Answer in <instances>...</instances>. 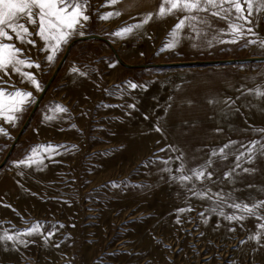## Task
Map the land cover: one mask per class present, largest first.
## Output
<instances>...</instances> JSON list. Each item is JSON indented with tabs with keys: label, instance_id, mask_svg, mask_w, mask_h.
Wrapping results in <instances>:
<instances>
[{
	"label": "rangeland",
	"instance_id": "374dc122",
	"mask_svg": "<svg viewBox=\"0 0 264 264\" xmlns=\"http://www.w3.org/2000/svg\"><path fill=\"white\" fill-rule=\"evenodd\" d=\"M240 3L251 23L236 20L235 9L228 19L213 15L211 5L159 15L165 0H86L84 35L71 36L53 62L40 51L37 25L26 24L35 46L14 34L6 41L40 64L21 67L41 90L11 69L0 82L33 93L14 123L8 111L0 116V235L41 229L0 241V264H264V7L253 0L249 14ZM106 12L119 15L101 19ZM149 12L139 28L112 34ZM185 15L198 18L173 35ZM230 23L243 25L235 42ZM93 35L108 43L77 41ZM48 145L60 147L53 154ZM33 148L30 166L14 163ZM192 168L204 179L172 178ZM234 203L257 207L249 214ZM233 214L244 219L226 218Z\"/></svg>",
	"mask_w": 264,
	"mask_h": 264
},
{
	"label": "snow or ice",
	"instance_id": "6c2138e0",
	"mask_svg": "<svg viewBox=\"0 0 264 264\" xmlns=\"http://www.w3.org/2000/svg\"><path fill=\"white\" fill-rule=\"evenodd\" d=\"M105 2L108 5H115L117 0H105ZM165 3L169 7L166 8L164 4H161L158 13L159 15H165L167 12H171L172 10L189 14L193 12L199 13L201 11H207L208 6L211 5L212 8L216 9V11L212 13L213 15L221 16L223 19H228V17L232 14V9H235L236 20H244L251 23V21L248 20V16L243 14L244 10L240 0H203V3L201 0H165ZM245 3H247L249 14H251L253 0H245ZM260 6L264 7V0H261ZM114 14L119 15V13L106 12L103 16H101V19H108ZM151 17L152 13L149 12L139 24L123 27L112 34L120 37L130 33L133 28H139L142 24L147 23ZM189 18L196 20L198 17L196 15L183 16L174 26L173 35H176L178 31L183 28L185 20H188ZM89 19L90 15L87 14L86 0L85 3H81L80 0H0V72H3L4 74L3 76H0V82L5 84L9 83V80H5L4 77L9 76V69H11V72L19 73L20 76L33 85L37 91L41 90V86L36 78V75L31 71H23L21 67H35L36 69H39L40 64L32 60L30 57L22 59L20 54H22L23 50L16 47L14 43L6 42L12 41L14 34L17 40L35 46L36 41L29 39L33 33L29 31L26 24L37 25L35 34L39 36L42 41H44L40 51H46L48 53L46 60L48 62H53L61 45L67 43L71 36L84 35L83 28ZM242 27L243 25L238 23H230L228 25V30L233 33L232 40L230 42H235L243 34L241 32ZM247 32L255 35L252 28H247ZM248 42L255 43L256 41L250 40ZM174 43L175 41L169 42L164 45V48L170 49L174 46ZM70 71L73 73H79L80 75H85V73L80 72V70L76 67H72ZM129 87L131 89H136L139 85L134 82H129ZM12 88L13 90L10 92H8L5 88H0V116H3L5 111H8L11 114L6 116V120L14 123L16 119H18V116L15 115V113H22L24 111L25 107L31 103L30 98L33 93L31 91L16 88L14 85ZM60 111L67 112L68 110L60 107ZM0 133L7 135V132L2 127H0ZM256 143L258 142L253 141V146H255ZM47 147L52 149L53 154H55V149L60 146L48 145ZM36 151L37 150L33 148L31 150V155H27L25 158L15 161L14 163L17 166H30L34 162L33 157L35 156ZM220 151L223 152V148H221ZM262 151H264V145H262ZM247 152L248 160L251 161L253 159V148H248ZM215 154V152L212 153V155ZM182 155L183 153H181V156ZM243 155H245V153H240V156ZM239 158V156L236 158L237 161H239ZM169 159H171V157ZM164 163H167V161H164ZM236 167H240L239 163L236 164ZM183 171L184 163L181 162L177 168V172L182 173ZM188 171L190 172L189 175L181 174L178 177L173 176L172 178L183 182L191 180L193 177L199 180H202L205 177V171L203 168H192ZM244 171L247 172L248 169L245 168ZM228 174L229 173L226 172L224 175L227 176ZM211 176L212 172H208L207 177L210 179ZM192 194L195 195L196 193L193 192ZM200 195H204V193H200ZM231 207L235 209H242L249 214H254V208L257 207V205L249 206L248 204L241 205L240 203H234ZM180 211H183V209H180ZM212 211L215 212L217 209L213 208ZM218 214L221 216L225 215L222 209ZM226 218L230 221L244 219L243 216L235 214L228 215ZM257 218L260 219V217ZM259 227L264 229V224H260ZM40 229L41 226L37 224L24 230L23 233L17 232L10 234L5 232L3 235H0V241H12L14 243L23 242L18 239L21 235H32L33 233L40 231ZM47 235L51 236L52 232H49ZM252 238L259 242L260 234L258 233Z\"/></svg>",
	"mask_w": 264,
	"mask_h": 264
},
{
	"label": "water",
	"instance_id": "95a60500",
	"mask_svg": "<svg viewBox=\"0 0 264 264\" xmlns=\"http://www.w3.org/2000/svg\"><path fill=\"white\" fill-rule=\"evenodd\" d=\"M92 39H96V40H100V41H103V42L108 43L107 40H105L104 38H101V37H99V36H96V35L88 36V37H83V38L78 39L77 41H87V40H92ZM69 49H70V47L68 48V50H69ZM65 58H66V55L64 56L63 60H65ZM118 59H119V58H118ZM258 60H264V59H258ZM119 61H120V59H119ZM125 66H126V67H129V66H127V65H125ZM53 81H54L53 78H51V79L48 81L47 85L45 86V88H44L42 94L40 95V97H39V99H38V101H37V103H36V105H35V107H34V109H33L32 114H34V112H35L36 109L38 108L39 104L41 103V101L43 100L44 96L46 95V93L48 92L49 88L51 87ZM31 116H32V115H31ZM16 141L18 142V139H17ZM13 148H14V147H12L11 151L13 150ZM11 151H10V153H11ZM5 161H6V160H5ZM2 165H3V164H2ZM2 165H1V166H2ZM1 166H0V167H1Z\"/></svg>",
	"mask_w": 264,
	"mask_h": 264
}]
</instances>
